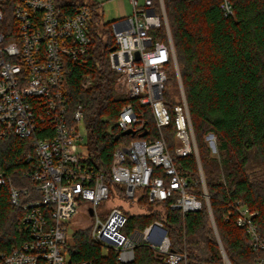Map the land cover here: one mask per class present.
<instances>
[{
    "label": "built area",
    "instance_id": "obj_1",
    "mask_svg": "<svg viewBox=\"0 0 264 264\" xmlns=\"http://www.w3.org/2000/svg\"><path fill=\"white\" fill-rule=\"evenodd\" d=\"M218 1L224 15L233 13L230 0ZM130 4L129 15L110 23L114 49L109 51V64L116 72V90L148 106L160 136H139L117 144L106 175L80 161L83 110L77 105L69 114L63 92L65 60L81 59L86 54L92 14L99 13L101 4L84 0L71 14H65L57 0H0V138H29L34 150V156L26 157L34 168L24 173L30 187L16 186L0 170V186H7L11 203L24 210L21 221L31 236L8 254L0 253V264H69L62 250L67 239L66 222L79 209L88 210L92 216V240L116 251L120 263L131 262L134 248L141 243L162 256L164 264L186 262V252L170 248L160 221L126 233L125 211L115 207L102 218L97 209L112 196L110 184H118L123 188L122 196L115 193L114 197L128 204L137 205L142 196L151 203L172 198L170 207L182 214L199 211L203 201L175 165L177 158L191 155L197 162L206 207L209 202L163 0H158L159 10L154 0H130ZM162 26L166 41L157 39L154 32ZM171 67L179 95L168 108L163 94ZM141 116L127 104L119 112L117 123L122 131L130 128L136 134L143 128ZM171 122L175 141L172 149L161 134ZM209 136L217 153L215 137ZM228 207L225 219L233 216L235 225L247 234L255 255L253 264H264V235L255 223L258 212L241 201L228 203ZM208 211L223 264H231L222 255L223 246L211 209ZM76 264L91 263L81 260Z\"/></svg>",
    "mask_w": 264,
    "mask_h": 264
},
{
    "label": "trees",
    "instance_id": "obj_2",
    "mask_svg": "<svg viewBox=\"0 0 264 264\" xmlns=\"http://www.w3.org/2000/svg\"><path fill=\"white\" fill-rule=\"evenodd\" d=\"M233 13L224 15L218 0H163L186 99L209 205L220 242L231 264H253L254 252L244 230L228 220V203L241 201L258 212L255 223L264 235V0H230ZM84 0H57L63 13L71 14ZM156 10L158 0H154ZM110 22L92 14L90 43L83 58L66 59L63 92L68 113L81 105L87 130L85 152L80 161L90 169L109 174L114 148L132 138H157L159 132L148 106H142L116 90V72L108 54L114 46ZM166 41L164 27L154 31ZM164 99L168 108L177 101L179 89L173 67ZM131 104L142 114L143 128L134 135L121 134L117 123L122 107ZM143 135H140L143 133ZM169 148L174 146L171 122L161 129ZM215 137L217 156L211 153L206 136ZM29 138L9 135L0 138V170L13 184L30 187L24 173L34 168ZM178 172L190 180L189 188L203 201L199 211L184 214L170 207L169 199L137 200L141 211H125L123 231L143 230L160 221L167 231L170 248L186 252L180 264H223L194 156L177 158ZM112 196L123 188L110 184ZM24 210L14 206L8 187L0 186V253L31 239L22 223ZM69 264L86 260L91 264H164L162 256L146 243L134 248L131 262L120 263L116 251L105 249L90 237V227L75 230L62 245Z\"/></svg>",
    "mask_w": 264,
    "mask_h": 264
},
{
    "label": "rangeland",
    "instance_id": "obj_3",
    "mask_svg": "<svg viewBox=\"0 0 264 264\" xmlns=\"http://www.w3.org/2000/svg\"><path fill=\"white\" fill-rule=\"evenodd\" d=\"M89 2L97 1L101 4V7L98 9V12L100 15H102L101 21L102 22H110L114 19H117L121 17V15H129L131 13L132 7L130 4V0H87ZM141 2V0H139ZM165 10V8H164ZM166 13V12H165ZM167 17V16H166ZM168 23V19H167ZM169 27V24H168ZM171 73L168 72V77L170 78ZM168 82L166 83V87L168 88ZM122 89V88H121ZM80 131L84 134V141L79 145L78 153H84L85 152V144H86V137H87V130L84 126V124L80 125ZM206 139L208 141V144L211 149V153L218 157L215 147L212 143V136L207 135ZM119 207L122 209V211H129L132 213L139 212L141 209L138 208L135 204H128L124 199L119 200L117 197L109 196V198L101 202L97 209L99 210L100 217L104 218L111 209ZM92 222V216H90V213L88 210H77V212L66 222L67 227V233L66 237L67 239L70 237V235L79 228H86L90 227Z\"/></svg>",
    "mask_w": 264,
    "mask_h": 264
},
{
    "label": "water",
    "instance_id": "obj_4",
    "mask_svg": "<svg viewBox=\"0 0 264 264\" xmlns=\"http://www.w3.org/2000/svg\"><path fill=\"white\" fill-rule=\"evenodd\" d=\"M113 49H114V47L111 48V50H113ZM134 133H135V131L132 130V129H130V128H128V129H126V130H123V131L121 132V134H123V135H125V134H131V135H133ZM143 134H144V132L141 133L140 135H143ZM207 207L210 209L209 202L207 203ZM221 248H222L221 250H222V255H223V257L226 258V259L228 260L226 254H225V252H224V250H223V247H221Z\"/></svg>",
    "mask_w": 264,
    "mask_h": 264
},
{
    "label": "crops",
    "instance_id": "obj_5",
    "mask_svg": "<svg viewBox=\"0 0 264 264\" xmlns=\"http://www.w3.org/2000/svg\"><path fill=\"white\" fill-rule=\"evenodd\" d=\"M124 16V15H123ZM121 17H122V15H121ZM121 17H119V18H121ZM101 18H102V15H101ZM118 19V18H117ZM115 20V19H114ZM113 21V20H112Z\"/></svg>",
    "mask_w": 264,
    "mask_h": 264
}]
</instances>
